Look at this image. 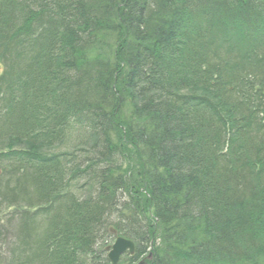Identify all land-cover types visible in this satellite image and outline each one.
<instances>
[{"label": "trees", "instance_id": "obj_1", "mask_svg": "<svg viewBox=\"0 0 264 264\" xmlns=\"http://www.w3.org/2000/svg\"><path fill=\"white\" fill-rule=\"evenodd\" d=\"M0 68L2 264H264V0H0Z\"/></svg>", "mask_w": 264, "mask_h": 264}, {"label": "rangeland", "instance_id": "obj_2", "mask_svg": "<svg viewBox=\"0 0 264 264\" xmlns=\"http://www.w3.org/2000/svg\"><path fill=\"white\" fill-rule=\"evenodd\" d=\"M1 71L2 70H0V72ZM70 142H71L70 139H68V141L63 146L64 149H72V144H69ZM12 177H14V175L8 174V171L5 173H2V175H0V201H2L5 193L11 192L10 189L14 186V180ZM26 182H27V180H26ZM25 187H26V189L27 188L29 189V186L27 187V185H26ZM26 199H28V195H27ZM26 199H24V200L18 199L17 202L11 201L12 204H8V205L10 206V208H13V206H15V208L18 206H24L27 204ZM10 208H8V206H4V205L0 207V225L2 227L1 234H0V257L3 260H4V258L7 260V256H8V259L12 258V256H13V253H12L13 245H17V247H18L21 244V240H20V237L18 236V231L16 228L19 227L20 223H22V218L19 217V214L13 212V210L15 208H13L12 211ZM19 240H20V242H19ZM124 260H125V258H124ZM0 264H2V263L0 262Z\"/></svg>", "mask_w": 264, "mask_h": 264}, {"label": "water", "instance_id": "obj_3", "mask_svg": "<svg viewBox=\"0 0 264 264\" xmlns=\"http://www.w3.org/2000/svg\"><path fill=\"white\" fill-rule=\"evenodd\" d=\"M134 249L135 246L132 241L123 237H117L108 252V258L111 261V264H116L122 253H124L126 250H128L130 253H133Z\"/></svg>", "mask_w": 264, "mask_h": 264}]
</instances>
